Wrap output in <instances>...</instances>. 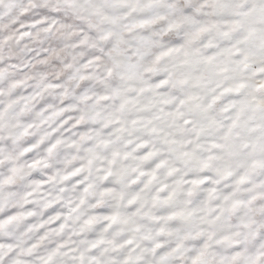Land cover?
Listing matches in <instances>:
<instances>
[{
  "label": "snow or ice",
  "instance_id": "obj_1",
  "mask_svg": "<svg viewBox=\"0 0 264 264\" xmlns=\"http://www.w3.org/2000/svg\"><path fill=\"white\" fill-rule=\"evenodd\" d=\"M0 264H264V0H0Z\"/></svg>",
  "mask_w": 264,
  "mask_h": 264
}]
</instances>
